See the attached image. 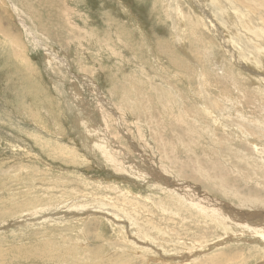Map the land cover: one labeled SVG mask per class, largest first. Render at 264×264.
Here are the masks:
<instances>
[{"label": "rangeland", "instance_id": "rangeland-1", "mask_svg": "<svg viewBox=\"0 0 264 264\" xmlns=\"http://www.w3.org/2000/svg\"><path fill=\"white\" fill-rule=\"evenodd\" d=\"M196 3L0 0V264H264V0Z\"/></svg>", "mask_w": 264, "mask_h": 264}, {"label": "bare ground", "instance_id": "bare-ground-1", "mask_svg": "<svg viewBox=\"0 0 264 264\" xmlns=\"http://www.w3.org/2000/svg\"><path fill=\"white\" fill-rule=\"evenodd\" d=\"M193 1H195V3L198 1V0H193ZM197 4V3H196ZM253 4V3H252ZM257 6V5H256ZM256 6L254 5V7L256 8ZM254 10V9H253ZM257 10V9H256ZM251 10L249 9V7H248V12L251 14V12H250ZM258 12V11H257ZM206 17V16H205ZM253 17V16H252ZM235 21H236V19H235ZM263 21V20H262ZM218 30H219V28H218ZM216 35V34H215ZM220 36H221V34H220ZM224 46V48H225V46L226 45H223ZM227 47V46H226ZM223 48V47H222ZM228 48V47H227ZM229 50V49H228ZM231 52V51H230ZM229 52V53H230ZM231 57H233L232 55H231ZM132 170V169H131ZM134 171V170H133ZM230 241V240H229ZM165 255V254H164Z\"/></svg>", "mask_w": 264, "mask_h": 264}]
</instances>
